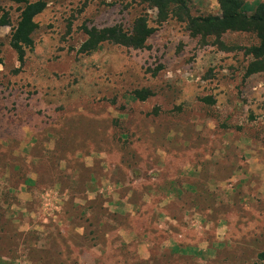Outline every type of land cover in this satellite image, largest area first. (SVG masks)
<instances>
[{
	"label": "rangeland",
	"instance_id": "rangeland-1",
	"mask_svg": "<svg viewBox=\"0 0 264 264\" xmlns=\"http://www.w3.org/2000/svg\"><path fill=\"white\" fill-rule=\"evenodd\" d=\"M41 1L20 64L22 6L0 0V264H264V72L244 77L255 35L192 37L141 0ZM188 6L220 15L217 0ZM141 14L144 48L78 53L85 28Z\"/></svg>",
	"mask_w": 264,
	"mask_h": 264
},
{
	"label": "trees",
	"instance_id": "trees-1",
	"mask_svg": "<svg viewBox=\"0 0 264 264\" xmlns=\"http://www.w3.org/2000/svg\"><path fill=\"white\" fill-rule=\"evenodd\" d=\"M22 6L18 23L11 33L9 47L16 54L20 64L24 62L26 50L31 47V33L34 28V18L46 7L45 2L39 0L33 3L28 0H13ZM146 8L155 11V22L161 25L168 19H175L184 23L192 37L219 39L227 33H252L257 44L245 50L248 63L244 77L248 78L264 72V2L258 3L253 12L249 13L242 0H217L220 15L191 16L188 0H141ZM155 29L149 25L147 14L137 16L130 29L124 30L121 26L97 29L85 28V40L80 45L78 53L90 55L101 46L111 44L130 49L144 48ZM149 94L135 93L141 101ZM204 102L213 104L211 99ZM264 262V253L259 255Z\"/></svg>",
	"mask_w": 264,
	"mask_h": 264
}]
</instances>
